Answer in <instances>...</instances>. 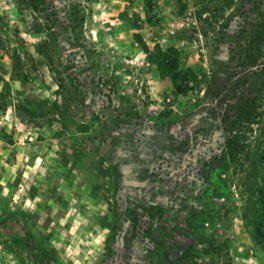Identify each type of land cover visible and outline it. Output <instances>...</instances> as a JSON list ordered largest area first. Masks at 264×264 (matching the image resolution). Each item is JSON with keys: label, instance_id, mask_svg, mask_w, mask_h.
Instances as JSON below:
<instances>
[{"label": "rangeland", "instance_id": "rangeland-1", "mask_svg": "<svg viewBox=\"0 0 264 264\" xmlns=\"http://www.w3.org/2000/svg\"><path fill=\"white\" fill-rule=\"evenodd\" d=\"M261 9L0 0V264H264L222 160L264 78L236 88L231 59ZM139 38L198 84L178 93Z\"/></svg>", "mask_w": 264, "mask_h": 264}, {"label": "trees", "instance_id": "trees-1", "mask_svg": "<svg viewBox=\"0 0 264 264\" xmlns=\"http://www.w3.org/2000/svg\"><path fill=\"white\" fill-rule=\"evenodd\" d=\"M139 42L162 75L172 80L178 93L186 94L193 89L189 85L191 82L194 86L198 84V75L180 67L179 57L173 52V48L153 50L141 38ZM263 57L264 9H261L254 34L241 46V52L237 51L231 57L232 60H237V67L248 70L245 77L237 78L236 88H240L243 81L244 84L249 82L252 75H259L253 68H260L264 77V61L261 62ZM232 123V134L226 143L222 160L229 163L230 159L238 155L237 170L242 176L239 192L244 200L242 217L250 225L254 238L264 250V78L253 97L233 113ZM226 165L228 164L225 167Z\"/></svg>", "mask_w": 264, "mask_h": 264}, {"label": "crops", "instance_id": "crops-1", "mask_svg": "<svg viewBox=\"0 0 264 264\" xmlns=\"http://www.w3.org/2000/svg\"><path fill=\"white\" fill-rule=\"evenodd\" d=\"M4 60H6V58ZM12 92H13V90H12Z\"/></svg>", "mask_w": 264, "mask_h": 264}]
</instances>
